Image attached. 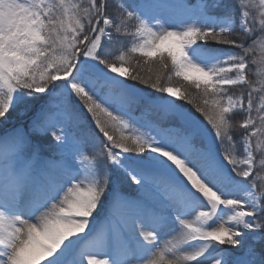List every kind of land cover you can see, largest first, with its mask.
I'll return each mask as SVG.
<instances>
[{
  "label": "snow or ice",
  "instance_id": "snow-or-ice-1",
  "mask_svg": "<svg viewBox=\"0 0 264 264\" xmlns=\"http://www.w3.org/2000/svg\"><path fill=\"white\" fill-rule=\"evenodd\" d=\"M0 264H264V0H0Z\"/></svg>",
  "mask_w": 264,
  "mask_h": 264
},
{
  "label": "rangeland",
  "instance_id": "rangeland-1",
  "mask_svg": "<svg viewBox=\"0 0 264 264\" xmlns=\"http://www.w3.org/2000/svg\"><path fill=\"white\" fill-rule=\"evenodd\" d=\"M174 2H176V3H182V2H184V0H174ZM193 2L195 3V2H197V0H193ZM110 13L114 15L113 10H110ZM123 39L125 41V44H127L128 41L130 40V37H124ZM211 46L212 47H215V48H221V49H226V50H231V51H238L236 49H228V46H225V45H215V44H213ZM137 61H139V64H137ZM132 62H133V66L135 65L134 67H136L138 70L141 71V74H143L145 76L152 75L153 79H155V74H156V72L159 69V65L157 63H155V62H149V64H144V58H142V57H140L138 55L136 57H134V59L132 60ZM149 68L152 69L151 72L148 71ZM252 78L253 79H256V76L253 75ZM138 87L144 88L146 91H150V92L153 91L151 88H148V87H146L143 84H139ZM236 91L238 92V91H240V89H237ZM154 94L161 95L160 93H154ZM178 102L179 103H182V104L184 103L183 101H178ZM185 107L191 108L192 111H195V109H194V107L192 105L185 104ZM197 115L199 116V113H197ZM201 119H203V118L201 117ZM97 147H99V145H97ZM117 187H122V189H123L124 192H126V193H128L130 195H134V188L136 186L135 185H129L128 183H125L123 185H117ZM175 235L176 234L173 233L168 238L169 239H174L175 238ZM251 235L252 234H250V236ZM249 243H252L251 239H249ZM256 247H257V250H259V243H257Z\"/></svg>",
  "mask_w": 264,
  "mask_h": 264
},
{
  "label": "trees",
  "instance_id": "trees-1",
  "mask_svg": "<svg viewBox=\"0 0 264 264\" xmlns=\"http://www.w3.org/2000/svg\"><path fill=\"white\" fill-rule=\"evenodd\" d=\"M110 10H112V6H110ZM138 55V54H137ZM137 55H135V56H133L132 58L134 59V57H136ZM139 56V55H138ZM132 59V60H133ZM135 66V65H134ZM173 83L174 84H179V85H183L184 84V82H182V81H179L178 79H176L175 77L173 78ZM190 91H192V92H195V89H190Z\"/></svg>",
  "mask_w": 264,
  "mask_h": 264
}]
</instances>
